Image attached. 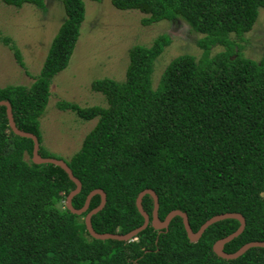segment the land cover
<instances>
[{"label":"trees","instance_id":"1","mask_svg":"<svg viewBox=\"0 0 264 264\" xmlns=\"http://www.w3.org/2000/svg\"><path fill=\"white\" fill-rule=\"evenodd\" d=\"M59 1L64 18L39 74L28 87L0 88V101L9 103L15 127L37 138L38 154L62 160L80 182L71 206L81 208L90 191L102 190L105 204L91 217V227L99 234L123 235L142 224L135 198L150 189L158 219L179 210L193 232L215 215L240 214L244 229L224 245L225 253L264 242V55L258 62L242 57L230 37L241 38L252 28L264 0H110L117 10L142 14V26L185 22L202 36L196 42L202 54L198 60L187 54L172 59L153 87V63L170 42L161 34L149 47L128 50L122 82H91L104 107L58 102V110L96 120L67 160L44 149L38 123L50 79L67 67L84 19L82 0ZM0 2L43 9L42 0ZM0 43L24 69L10 40L0 38ZM218 46L223 50L210 56ZM32 148L30 139L12 133L0 106V264H264V248H251L234 260L213 254V243L237 229L231 219L210 225L194 243L179 217L167 231L147 226L129 242L94 240L83 219L99 197L90 199L85 213L71 214L63 201L74 184L59 167L33 164ZM141 206L150 218L148 195Z\"/></svg>","mask_w":264,"mask_h":264},{"label":"rangeland","instance_id":"2","mask_svg":"<svg viewBox=\"0 0 264 264\" xmlns=\"http://www.w3.org/2000/svg\"><path fill=\"white\" fill-rule=\"evenodd\" d=\"M82 1L84 19L79 36L67 67L50 79V97L38 119L42 146L49 155L63 160L78 150L96 120L84 121L68 110H58V102L64 100L82 108L104 107L103 96L90 90L91 82L102 78L122 82L128 50L134 45L149 47L161 34L168 35L170 42L153 63V87L172 59L187 54L198 60L202 54L196 45L202 36L181 20L142 26V14L137 11L117 10L110 0ZM42 4L43 9L29 4L14 8L0 2V38L10 40L24 64V69L20 68L12 52L0 43V88L28 87L39 74L51 40L64 18L59 0H42ZM230 37L241 47L242 57L258 62L264 55V9L258 10L252 28L241 38ZM222 50L219 46L212 48L210 56Z\"/></svg>","mask_w":264,"mask_h":264},{"label":"water","instance_id":"3","mask_svg":"<svg viewBox=\"0 0 264 264\" xmlns=\"http://www.w3.org/2000/svg\"><path fill=\"white\" fill-rule=\"evenodd\" d=\"M0 106L5 107V114H6L8 127L10 128L12 133L18 137L30 139L32 141L33 148H32V152H31V162L35 165L51 164V165H54L56 167H59L66 174L67 178L74 184V189L68 193V195L65 197V200H64V207L71 214L80 216L81 214L85 213L87 208H88L90 199L94 196L99 197L98 205L95 208L88 211L85 214L84 219H83L85 230L92 239L98 240V241L111 240V241H118V242H129V241L134 240L135 237L137 236V234L140 233L141 231H143L147 226H150L153 230H156L159 232L160 231L165 232L168 229V225H169L170 221L175 217H179L181 219V223H182L183 229L186 233V237H187L188 241L194 243L201 237L202 233L210 225H212L216 222L222 221V220L231 219V220H236L238 222V227L231 234H229V235H227V236H225V237H223V238H221V239H219L213 243L212 252L216 257L223 259V260H234V259L240 257L241 255H243L247 250H249L251 248H264V242H250V243H246V244L242 245L234 253L228 254V253H225L223 251L224 245L227 244L228 242H230L232 239L238 237L244 229V219L238 213H224V214L215 215V216L211 217L210 219H208L207 221H205L199 227V229L196 232H193L190 229L186 214L179 211V210H173V211L169 212L164 217L163 220H159L157 217V211H158L157 197H156L155 193L150 189L142 190L141 192H139L137 194V196L135 198V208H136L137 212L139 213V215L143 219V222L139 227H137V228H135V229L129 231L128 233L123 234V235H119L116 233H114V234H109V233L99 234V233L94 232V230L92 229L91 224H90V219L93 215H95L100 210H102V208L105 204L104 192L100 189H95V190L90 191L86 195L82 207L79 209H74L71 206V200L74 196H76L79 193L80 187H81L80 182L72 175L71 170L68 168V166L62 160L41 157L38 154L37 138L34 135H32L30 133L22 132L15 127V124H14L13 118H12V114H11V107H10L9 103L6 101H0ZM145 195H148L152 201V210H151L150 218L146 214V212L142 209V206H141V200ZM263 214H264V205H263Z\"/></svg>","mask_w":264,"mask_h":264},{"label":"clouds","instance_id":"4","mask_svg":"<svg viewBox=\"0 0 264 264\" xmlns=\"http://www.w3.org/2000/svg\"><path fill=\"white\" fill-rule=\"evenodd\" d=\"M65 200V199H64ZM63 206H64V201H63ZM65 208V207H64ZM135 240V239H134Z\"/></svg>","mask_w":264,"mask_h":264}]
</instances>
